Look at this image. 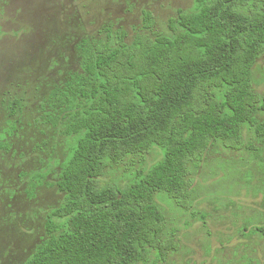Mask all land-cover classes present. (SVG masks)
Here are the masks:
<instances>
[{
  "label": "trees",
  "instance_id": "16d2710c",
  "mask_svg": "<svg viewBox=\"0 0 264 264\" xmlns=\"http://www.w3.org/2000/svg\"><path fill=\"white\" fill-rule=\"evenodd\" d=\"M192 1V11L169 19L168 34L152 31L144 13L151 36L127 43L116 31L78 43L80 69L50 91L44 111L70 141L56 182L63 200L23 264L162 262L176 246L157 197L190 207L214 143L261 159L264 93L253 87V68L264 54V0ZM153 148L159 162L124 185L102 183ZM34 179L32 187L44 176Z\"/></svg>",
  "mask_w": 264,
  "mask_h": 264
},
{
  "label": "rangeland",
  "instance_id": "374dc122",
  "mask_svg": "<svg viewBox=\"0 0 264 264\" xmlns=\"http://www.w3.org/2000/svg\"><path fill=\"white\" fill-rule=\"evenodd\" d=\"M193 6L192 0H0V264H23L46 237L48 213L62 203L56 182L70 141L44 121V111L50 91L79 71L78 43L116 31L127 43L151 36L144 13L152 16V31L168 34L169 19ZM253 87L264 93V54L253 68ZM257 117L264 120V113ZM243 136L251 139L246 127ZM161 157L153 148L101 181L124 185ZM260 157L214 143L190 207L157 197L176 249L149 264H264V151ZM38 175L43 184L32 187Z\"/></svg>",
  "mask_w": 264,
  "mask_h": 264
}]
</instances>
